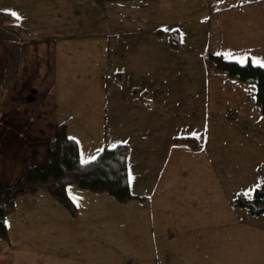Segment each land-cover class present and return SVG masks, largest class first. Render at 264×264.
<instances>
[{"label": "crops", "instance_id": "obj_1", "mask_svg": "<svg viewBox=\"0 0 264 264\" xmlns=\"http://www.w3.org/2000/svg\"><path fill=\"white\" fill-rule=\"evenodd\" d=\"M81 1L0 0V10L17 13L19 18L16 19L26 31L30 28L49 31L48 28L61 27L62 23L71 27L75 22L73 19ZM84 1L87 3V0ZM99 6L101 24L105 29L104 34L108 39L112 60L115 62L122 58L128 62L129 75L134 76L131 82L133 89L131 94H139L133 97L135 104L142 103L139 99H143L144 103L145 100L150 102L147 103L149 106L158 100L156 105L154 104L159 110L158 113L152 115L148 123L139 126L144 130L152 128V133L149 131L143 133L140 130L142 135L138 139L134 138L137 145L136 155L133 154V150L132 152L128 150L127 153L129 190L132 194L146 198L126 202L138 209L129 216V220L125 210L116 213L117 234L123 233L125 237L127 230V233L132 235L130 238L134 244L136 262L134 264H204L198 258L205 257L209 251H214L215 255L216 251L220 250L227 256L229 250L239 251L241 247L248 245L250 242L243 236L264 242V238L259 235L264 231V225L252 224L249 222L251 218L241 213L236 217L234 209L238 206L233 203L231 205L233 209H228L232 217L224 220L219 218L213 226H204L202 221L182 220L177 224L171 221L159 225L155 221L157 208L153 204L154 195H162L167 186L174 191H180L176 192V202L187 199L185 193L191 201L200 198V192H205L206 188H200L201 183L198 180L200 185L194 188L192 187L194 184H184L179 179V175L188 172L191 173L190 178L194 179L192 172L196 174L195 168L189 166L185 160L186 152L183 149L198 153L200 148L198 138L203 140L202 153L205 155L201 164H206L209 168L208 172L199 173L198 179H213L215 184L212 188L218 191L217 194L221 195L225 204L227 196H230V203L237 194L251 193L250 181L245 180L239 169L234 170L235 164L232 161L236 163L235 158H228L223 162L230 164L226 169H220L219 166L222 164L220 159L223 153V150H220L222 145L226 143L224 153L234 145V133L239 131L235 125L237 118L246 112L247 103L254 102L258 107L255 102V85L229 78L224 73L209 67L206 70L204 58L208 53H216L238 63L256 64L253 63L254 59L264 61V0H125L106 1ZM110 9L113 12H110ZM112 27L116 29L113 31ZM27 39L20 41L13 36L0 33V160H3L5 151L8 160L12 161L8 164L10 165L8 181L3 184H12L16 181L25 157L38 167L45 164L47 142L53 136L55 124L65 118H67V135L77 141L81 161L92 159L103 147L109 146L106 142L101 145L93 144L89 149L85 148L82 155L79 137L74 132L73 118L71 119L69 112V106L74 105L75 102L79 104L80 101H73L67 97L71 72L79 66H72L68 60L57 61L55 58L51 62L48 61L50 62L48 64L44 57L45 68L48 66V69L44 70L43 64L41 67L37 64L38 57L35 55L39 54V46L36 43L35 64L29 76L23 77L27 70L26 48L31 42ZM174 41L176 45H173ZM48 45L42 47L44 52L51 51ZM199 58L202 60L199 61ZM241 58L244 62H241ZM189 65H197L201 68L202 78L199 74L194 77L197 81L203 80L205 85V80L211 78L210 83L216 84L205 93L207 104L212 102L214 115L218 118L220 115L221 118V114H226V118H223L225 122L219 125L211 123L209 112L207 116H198L199 122L196 127L200 137L199 135L195 137L193 133L188 135H194L197 142L195 149L186 144L173 142V138L179 133L174 132L171 126L172 115L167 107L171 96L169 83H173L175 79H178L176 82H179V79L180 82L187 81L188 78L183 80L180 76L175 77V74L180 69L182 72ZM38 70L42 71L44 82H49L50 86L46 88L45 96L40 97V104L34 106L39 88V85L34 84ZM98 70V66L92 67V71L90 68L87 71L80 70L84 73L85 82L94 84L96 88V98H92L90 102L86 101V104L90 103L93 107L96 106L94 99L97 105L102 100L99 92L100 84L97 80L101 71ZM114 70H117L115 71L117 80L121 83L126 76L124 69L116 67ZM205 70L207 78L204 77ZM40 80H37V83L42 84ZM93 94L91 89L84 98L89 99ZM61 97L68 98V101H61ZM103 98L108 99V114L111 115L112 120H122L127 115L125 104L128 102L124 93L108 92L107 88ZM159 103L162 104L161 107L157 105ZM215 105H218L219 109H216ZM90 109L92 108L86 105V109L80 115L81 119L84 114H91ZM149 109L150 107L142 108V111L148 113ZM32 114L35 117L30 123ZM91 118L89 122L78 123L77 120L78 129L84 132L87 125H94V119ZM32 126H34L33 130L30 129ZM123 130L127 132L126 128ZM40 132L44 135H40ZM124 140L126 139H122L123 142L121 140L115 142L125 143ZM42 163L43 165H39ZM164 166H168L166 174L157 179L155 173ZM130 175L131 181H129ZM183 178L187 179V177ZM51 199L42 190L34 195L20 196L15 200L14 211L6 216V221L8 218L21 219L24 214L25 217H38L37 220L44 218L58 220L64 209L58 203L56 206ZM37 200H42L43 203H37ZM69 221L73 220L69 218ZM88 221L93 219L89 218ZM130 222L131 227L128 226ZM207 230L213 234L205 236ZM234 236L238 238L237 241L234 240ZM250 244L259 251L260 256L264 254V248L261 247L264 244L256 241ZM118 255L122 259L121 264H124L123 255ZM189 258L192 260H188Z\"/></svg>", "mask_w": 264, "mask_h": 264}, {"label": "rangeland", "instance_id": "obj_2", "mask_svg": "<svg viewBox=\"0 0 264 264\" xmlns=\"http://www.w3.org/2000/svg\"><path fill=\"white\" fill-rule=\"evenodd\" d=\"M110 12L113 11L110 9ZM100 16L101 8L98 3L93 0H87V3H85V1L82 0L81 4L78 5V12H76V16H74L75 19H73L75 21L73 24L74 26L68 27L62 23L61 27H55V29L48 28L49 31L47 29H41V31L34 28L27 29L23 35V39L28 38L27 40L31 42L26 48L28 50L26 56L27 70L23 77L29 76L33 64H35L34 45L36 43H38L37 46H39V54L35 55V57H38L37 64L40 65V67L41 64H43L42 68H44V70L48 69V66L45 68V64H50L54 58L57 61L68 60L71 62L72 66H79L80 69L77 68L71 72V84L67 89V97L73 101H80L79 104L75 102L74 105L69 106V112L71 119L73 118L74 132L79 137L82 155L84 154L85 148L89 149V146L93 144L101 145L106 142L109 145L108 147H111L115 145V141L121 140V142H123L122 139H126L124 141L128 145V150H131V152L133 150V154L136 155L135 148L137 145H135L134 138L138 139V137L142 135L141 132L148 133L149 131L152 133V128L144 130L143 127L141 129L139 126L148 123L150 117L152 119V115L158 113L159 110L154 106L158 100L154 101V99H152L154 104L149 106L147 103L150 102L145 100L146 105L143 99H139L142 103L138 102L135 104L136 101L133 97L134 95L139 96V94H131V91H133V89H131V82L134 80V76L129 75V63L122 60V58L115 61L116 64L112 60L111 50L109 51V44H107L108 39L104 34L105 29L102 28V19ZM63 21L62 19L61 22ZM112 28L113 31L116 29V27ZM59 32H61V35ZM45 45L51 47L49 53L44 52L42 47ZM44 57L45 60H47L46 63L43 61ZM201 60L202 59L199 58V61ZM204 62V68L207 70L206 57L204 58ZM196 64L198 65L197 62ZM197 65H189L182 72H180V69L179 72L175 74V77L180 76L183 80L188 79L185 82L183 80V82H180V79L179 82H176L178 79H175L173 83H169L171 92L169 98L170 103L167 105L166 102L163 101L171 112V126L174 132L179 133L177 134L178 136H188L193 133L195 137L196 135L200 137V134L197 132L198 128L196 127L199 122L198 116H207L208 112L211 123L219 125L225 122L223 118H226V114H221L222 119L220 115L219 118L215 116L212 109V102L207 104V99L205 98V93L216 84L213 82L210 83L211 78L205 80V85H203V80L201 82L197 81L194 77L198 76V74L199 77L202 78L200 72L201 68H199V66L197 67ZM95 66H98V71H101L99 77H96L100 84L99 92L102 95V100L99 105H97L94 99L93 102L96 106L93 107L90 103L86 104V101L90 102L91 99L96 96V88L94 84L85 82L83 78L84 73L80 70L87 71V69L90 68L92 71V67L95 68ZM116 67L124 69L126 73L121 83L117 80V72H115L117 70H114ZM206 70V75L204 74L205 78H207ZM38 71L39 73L36 75L37 80L41 79L40 81L42 84L37 83V80L34 83L35 85H39L34 106L40 104V97L45 96L47 93L46 88L50 86L49 82H44L42 71ZM90 81L92 82V80ZM107 88L108 92L114 91L117 94L124 93L127 96L128 103L125 104L127 105V112L125 113L127 115H125L122 120H112L111 115L108 114V99L103 98V94L107 91ZM91 89L94 94L89 99H85V94L90 92ZM26 93L27 92H25V94ZM68 98L65 97V99H63L61 97L60 99L61 101H68ZM86 105L93 110L90 109L91 114H84L81 119L80 115L84 112V109H86ZM157 105L161 107L162 104L159 103ZM149 107L148 113L142 111V108L146 109ZM215 108L219 109L218 105H215ZM259 109L260 108L255 106L254 102L250 104L247 103L246 112L239 116L235 122L239 131L234 133V145L226 153H224L226 143L220 148L224 153V155L222 153L220 157L222 161L221 166H219L221 167L220 169H226L230 165L229 162L223 163L228 158H235L236 163L232 161V163L235 164L234 170L239 169L244 175L245 180L250 181L252 190L259 181L258 167L261 166L264 168V113L260 112ZM34 117L33 114L30 115V123ZM89 118L94 119V125H87L86 128H84V132L79 130L76 121L78 120V123L80 121L89 122ZM33 127L34 126L30 129L33 130ZM125 128L127 132L123 130ZM43 132H40V135H44ZM223 134L226 135V133ZM197 140L200 146L198 153L189 151L186 148L183 149L186 152L185 160L188 162L189 166L195 168L196 174L192 172L194 179L190 178L191 173L189 172L179 175V179L184 184H194L192 186L194 188L200 185L198 183L200 182V188H206L204 189L205 192H200V198H195L191 201L188 194L185 193L187 199H182L177 202L176 192L180 191H174L168 186L163 190L162 195H154L153 204L157 208L155 221L158 222L159 225L164 224L163 222L171 221H175L173 224H177L182 220L193 222L202 221L204 226H213V223L216 224L219 218L224 220L228 217H232L228 211V209H233V207L231 209L233 201L229 203L230 196H227V203L225 204L222 201L221 195L217 194L218 191L212 188L213 184H215L213 179H198L199 173L208 172L209 168H207L206 164H201L205 156L202 153L203 140L199 138ZM3 156V160H0V183H6L5 181H8L10 167L8 164L12 163V161L8 160L7 152L5 153L4 151ZM39 165H43V163ZM167 170L168 166H164V168L159 171L157 170V173H155L157 179L164 176ZM183 177H187V179ZM149 189H151V187ZM155 191L157 192L158 190ZM77 192L80 193L78 194ZM66 193L74 204L75 215H71L58 203V201L51 197V200H53L56 206L58 203L62 209H64V213L60 215L58 220L56 218L37 220L38 217H25L26 214H24L21 219H7L6 227L9 237V246L6 250L0 251V264H121L122 259L118 254L123 255V259L125 260L124 264L136 263L134 258V244L130 238L132 235L127 233V230L125 237L123 233H121V235L117 234L116 213L119 212V210H125V215L129 220V216L134 213V211L138 210L137 207L128 205L130 203H118L115 200L113 201L106 193H95L78 188L74 184H68L66 186ZM37 203H43V201L37 200ZM146 204L148 205V203ZM170 207L171 209H169ZM236 208L234 209L236 217L238 216L237 214L240 213L248 216L246 207L238 206ZM66 217H68V219H66ZM69 218L74 222L72 221V223L69 221ZM89 218H92L93 221H88ZM249 222L252 224L264 225V213L251 217ZM131 225L132 223L130 222L128 226L131 227ZM212 234L213 232H209L208 230L204 233L205 236ZM259 235L264 238V231L259 233ZM243 237H246V241L250 243L256 241L257 243L264 244V242L248 239L247 236ZM252 237L255 238L257 236ZM237 239L238 238L234 236V240L237 241ZM250 243L241 247L239 251L229 250L227 256H225V254L223 255L222 251L217 250L215 255L214 251H209L205 257L198 259L204 264H264V254L260 256L259 251L252 248ZM261 247L264 248V246ZM83 258H86V260L83 261ZM188 260H192V258Z\"/></svg>", "mask_w": 264, "mask_h": 264}, {"label": "trees", "instance_id": "obj_3", "mask_svg": "<svg viewBox=\"0 0 264 264\" xmlns=\"http://www.w3.org/2000/svg\"><path fill=\"white\" fill-rule=\"evenodd\" d=\"M99 5L106 1L93 0ZM25 28L8 11L0 10V33L23 40ZM176 45V42H173ZM207 67L224 73L229 78L255 85V102L264 113V66L249 62L238 63L223 58L220 54L208 53ZM67 118L57 122L51 139L47 142L46 161L41 167L32 164L25 157L20 174L12 184L0 183V251L9 246L6 216L14 211L15 200L23 195H34L45 191L50 197L75 215V207L66 193V186L74 184L78 188L95 193H106L118 203L144 200L145 196L132 194L128 186L126 143H116L103 147L90 160L82 162L78 155L77 141L66 132ZM175 144L197 147L193 136H176ZM259 182L248 194H237L233 200L236 206L246 207L248 218L264 213V168L258 167Z\"/></svg>", "mask_w": 264, "mask_h": 264}, {"label": "snow or ice", "instance_id": "obj_4", "mask_svg": "<svg viewBox=\"0 0 264 264\" xmlns=\"http://www.w3.org/2000/svg\"><path fill=\"white\" fill-rule=\"evenodd\" d=\"M11 14H12L13 17L19 18L17 13L12 12ZM241 62H244L243 58H241ZM253 63L260 64L261 66H264V61H261L260 59H254ZM82 162H84V161L82 160ZM131 179H132V177L130 175L129 176V181H131Z\"/></svg>", "mask_w": 264, "mask_h": 264}]
</instances>
